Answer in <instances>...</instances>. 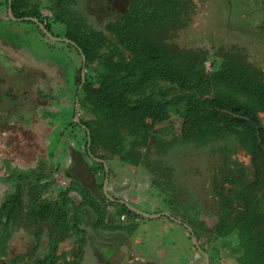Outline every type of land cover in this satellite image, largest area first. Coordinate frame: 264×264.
I'll use <instances>...</instances> for the list:
<instances>
[{
	"label": "rangeland",
	"instance_id": "obj_1",
	"mask_svg": "<svg viewBox=\"0 0 264 264\" xmlns=\"http://www.w3.org/2000/svg\"><path fill=\"white\" fill-rule=\"evenodd\" d=\"M27 1L32 7L40 8L44 21L51 24L53 35L64 38L67 20H71L85 28L86 37L104 39L109 45L115 44L117 38L109 32L108 24L123 19L132 3V0H67L53 9L51 0ZM181 1L187 2V9L184 14H178L181 23L177 28L169 20L152 22L143 33L148 40L182 51H203L207 74L213 72L212 62L218 60L222 67L223 56L232 53H239L248 63L264 71V0ZM8 9L7 1L0 0V48L7 54L6 61L12 66L15 78L21 80L16 92L23 97L27 95L25 91L31 92V97L23 98L22 112L10 119L7 127L1 126L9 135L1 134L0 129V152L8 148L16 150L9 157H0V207L4 197L18 191L17 186L23 190L21 207L14 210L16 214L6 223V253H3L4 249L3 252L0 250V264H50L49 261H35L48 253L53 257L50 260L57 261L55 264H81L83 253L79 250L82 245L84 250L85 240L89 238L95 251H87L86 264H99L95 260L96 254H101L98 241L102 237L92 228L94 214L98 219L93 206L85 208L86 203L81 206L83 218L77 220L78 227L71 224L65 233L54 221L47 223L26 215L30 199L34 197L31 189L35 183L45 181H51L53 185L43 192V199H57L60 192L72 189L66 205L72 222L76 218L75 207L82 205L84 199L89 204H94L95 199L106 201L103 182L96 184L92 177L91 161L85 151L88 148L85 128L77 125L80 120L92 127L98 125V118L88 108H83L85 105L76 92L78 86L82 87L79 83L81 68L83 70L85 66L86 73L92 77L98 73V65L94 63V69L85 64L75 45L53 41L33 21L8 17ZM55 14L58 20H55ZM165 84L160 81L156 88ZM259 116L264 125V113ZM182 119L183 114L174 110L166 121L156 126L150 141L138 147L141 152L138 165L126 163L119 156L111 158L108 165L111 166L113 188L122 192L131 185L127 194L141 199L140 210L154 215L158 208L161 213L169 212L175 218L185 220L198 231V243L208 249L210 264H217L212 256L222 260L223 264H237L230 253L239 256L234 247L237 240L234 235L246 209L244 196L253 203L251 222L254 230L260 232L264 228V167L257 184L247 190L246 187L257 179V171L245 140L229 133L199 147L184 140ZM65 148L71 150L70 157L75 154L73 150H79L78 164L83 166L82 170L86 163L89 165L87 168L91 172H75L74 178L82 180L78 187L70 182L67 170L70 163H62ZM16 160L18 163H14ZM196 206L199 212H196ZM83 208L88 209L89 215ZM110 212L112 218L114 212ZM183 214L191 217L184 218ZM2 219L6 220V217ZM173 222L162 215L159 219L145 218L142 224L133 225L132 239H143L138 244L134 240V251L158 257L165 264H208L206 256L199 253L190 240V230ZM3 232L7 234V229ZM155 241H161V246L155 245ZM111 252H115V245L104 254ZM125 252L126 256L117 259L122 264H127L130 258L127 257L129 250Z\"/></svg>",
	"mask_w": 264,
	"mask_h": 264
},
{
	"label": "trees",
	"instance_id": "obj_2",
	"mask_svg": "<svg viewBox=\"0 0 264 264\" xmlns=\"http://www.w3.org/2000/svg\"><path fill=\"white\" fill-rule=\"evenodd\" d=\"M6 1L9 5V0ZM66 1L51 0V8L63 5ZM185 3L181 0H132L123 19L108 24L109 32L117 38L115 44L111 45L104 39L91 38L88 34L86 37L85 28L67 20L64 38L77 44L86 57L87 65L94 69V63L98 65V73L92 77L86 73L84 83L81 68L79 83L82 87L78 86L76 91L79 100L85 105L83 108H88L98 118V125L92 127L81 120L77 125L85 126L87 145L90 135L91 144L86 148V154L91 161L92 171L100 176L103 183L107 176L105 164L111 158L119 156L126 163L138 165L141 158L139 145L147 144L152 138V131L166 121L174 110L183 114L181 131L184 140L192 141L199 147L229 133L244 139L257 171V179L246 187L247 190L261 178L264 167V125L259 114L264 113V71L248 63L239 53H232L223 56L222 67L220 61L212 62L213 72L207 74L203 51L164 47L151 42L143 34L147 26L156 21L162 23L169 20L177 28L181 23L178 14H184L187 9ZM39 9L37 6L32 7L27 0H12L16 18L37 17L50 31L51 24L44 21ZM55 16V20H58V15ZM33 23L43 33L39 25ZM160 81L167 85L157 89ZM110 172L109 167V175ZM35 184L31 189L34 197L30 199L31 205L26 215L47 223L54 221L64 233L71 224L77 228V220L83 218L80 206L75 207L74 222L69 219L71 212L66 206L70 201L69 190L72 189L60 192V199H43V192L51 184ZM17 187L18 191L10 193L0 208V250L3 252L4 249V254L5 240L8 238L6 223L16 214L14 210L17 211L23 203V190ZM95 201L90 205L98 212L97 227L121 228V224H107L106 208L98 200ZM244 201L246 209L234 235L237 239L234 247L239 256L230 254L237 264H263L264 228L260 232L254 230L251 222L253 203L247 196H244ZM109 203L114 202L109 200ZM119 206L122 210L120 214L138 216L125 204ZM195 210L199 212L200 209L196 206ZM3 216L6 220L2 219ZM183 217L190 218L191 215L183 214ZM182 221L184 225L186 221ZM4 228L7 234L3 232ZM192 229L190 239L193 233L199 239L198 231ZM200 247L208 251L202 245ZM198 251L205 255L199 248ZM79 253H83V245ZM212 258L217 264H223L219 258ZM49 261L50 264L57 263L55 259Z\"/></svg>",
	"mask_w": 264,
	"mask_h": 264
},
{
	"label": "crops",
	"instance_id": "obj_3",
	"mask_svg": "<svg viewBox=\"0 0 264 264\" xmlns=\"http://www.w3.org/2000/svg\"><path fill=\"white\" fill-rule=\"evenodd\" d=\"M8 17H10V16H8ZM3 53L4 52H2L1 48H0V55ZM5 55H6V53H4V56ZM13 72H14V70L10 64L0 62V129H1V126H2V128L7 127V125H9V120L17 117L22 112V109L25 106L24 102H22L23 98L27 97V99H29L31 97V92L25 91L24 93H27V95L24 97L22 94H19L18 92H16V89H20V87H19L20 86V82H19L20 79H16L15 78L16 76H15V74H13ZM2 79L5 81L3 82ZM9 79H12V80L9 81ZM11 94H12V97H11ZM83 127L85 128V126H83ZM1 132H3L1 134L9 135V133H7L6 129L5 130L1 129ZM89 147L90 146L88 144V148ZM15 151H16L15 149L8 148L7 151H1L0 152V157H9L13 154V152L15 154ZM78 151L79 150L77 149V152ZM85 151H86V149H85ZM73 152H75V154L73 153V156L70 157L71 150H69L68 148H65L64 153H62V159H63L62 163L64 165H67L68 163H70V167L67 169L68 173H69L68 175L71 177L70 182L72 180L74 182L73 185L78 187L79 185H81L82 180L80 178L79 179L74 178L75 172L77 174H80L81 171H88L89 169L87 168V166H89V165H87L88 163H86L84 170H82L83 166L78 164L79 153L77 154V152L75 150H73ZM75 155L77 156V159L74 158ZM12 162H13V160L10 163H12ZM14 163H18V160H16ZM106 166L108 167V169H109V167L111 168V166L108 164H106ZM78 167H80V169ZM18 172L19 171H17V173ZM92 177H93L96 184L98 181H101L100 176L98 177V176L94 175L93 172H92ZM106 178L108 179L107 180V192H108V195L110 197H108L104 191V183L106 181ZM106 178H105L104 183H103V196L105 197L106 201L104 202L101 199H98V198L97 199L99 202H101L103 207L106 208V212H107L106 222H107V224H109V225L121 224L122 227L117 228V229L97 227V225H96L97 216H96V214H94V218H91L93 221L92 222V228H94V230H97L99 232L100 236L102 237V239H100V241H102V242L98 241V243H100V245H101V249H99L98 252H100L101 254L100 255L96 254L97 257L96 256L95 257L97 258V260H95V262H98L99 264H122L120 262V260H117V259L120 256H123V255L126 256L125 251H126V249H128L130 253H127L128 254L127 257H130V258L127 259L128 260L127 264H165L158 257L145 256V255H142L141 253H139L137 251H134L135 250L134 240H136L135 243L138 244L143 239L139 238V237H135L134 239H132L133 238V235H132L133 227L137 224H142L145 221V218L159 219V217H161L162 215H165L167 217V219H171L172 221H174L173 223L182 224L183 221L181 219L175 218L169 212H168V215L165 213H161V211L157 210L158 208H156V210L154 209L155 210L154 215L159 214L156 217H148V216L142 215L140 213H137L136 211L132 210L130 207H133L140 212H143V213H146L149 215H153V214L149 213L150 211L145 212V211L140 210L138 208V204L142 203L141 199H139L138 197H136L135 195H133L131 193L127 194L128 193L127 191H129V188L131 187V185L126 189H122V192H120V190L113 188L112 177L109 175V173H108V176H106ZM3 180L8 181L7 178H4ZM45 183H50L51 185H53V182H51V181H49V182L45 181ZM45 183H42V184H45ZM89 190L90 189H87V191H89ZM123 190H125V191H123ZM122 193L126 196L120 197L121 196L120 194H122ZM4 200H5V197H4L3 201ZM109 200L111 202H114V203L110 204ZM3 201H2V203H3ZM87 201L88 200L84 199L83 204L79 205V206L80 207L85 206V203L87 204L85 206V208L92 206ZM2 203H1V205H2ZM120 204H125L130 210H132L133 212L138 214V216H132V215L124 214V213L120 214V212L122 211L120 209V206H119ZM110 210L114 212V215L112 218H110V216H112ZM83 212L86 215H89L88 209L84 210V208H83ZM92 212L95 213L94 210ZM85 214H84V216H85ZM144 225L148 226L147 223H145ZM184 225L187 228H188V226L191 227V225H189L187 223H184ZM0 227H1V225H0ZM192 231H193V229H192ZM90 240H91L90 238L85 240V247L83 250V257L81 259V264H86V258L88 257L87 251H90V252L95 251L93 249V246L92 245L90 246ZM160 243H161V241H157L156 244L155 243L154 244L157 246H161ZM113 245H115L116 254H115V252H111L109 255L104 254L105 250H110V248ZM38 248H37V250H38ZM196 250L198 251V248ZM49 258H52V255L50 253L46 254L42 259L35 260V261H37V262L38 261H41V262L45 261L46 262V261L50 260ZM67 262H69V260Z\"/></svg>",
	"mask_w": 264,
	"mask_h": 264
},
{
	"label": "water",
	"instance_id": "obj_4",
	"mask_svg": "<svg viewBox=\"0 0 264 264\" xmlns=\"http://www.w3.org/2000/svg\"><path fill=\"white\" fill-rule=\"evenodd\" d=\"M8 12H9V16L13 19H18V20H28V21H33L35 22L36 24L39 25V27L43 30V32L50 38L52 39L53 41H66V42H69L75 46H77V44L74 42V41H71L70 39L68 38H61V37H58V36H55L53 35L45 26V24L43 22H41L37 17H24V18H16L13 14V10H12V0H9V9H8ZM78 47V46H77ZM79 48V47H78ZM79 51L81 52L82 56H83V61L84 63H86V57L85 55L83 54L82 50L79 48ZM86 81V68L85 66L83 67V70H82V83H84ZM89 134V133H88ZM91 139H90V135H89V146L91 144ZM106 171H107V176H108V172H109V169L108 167L106 166ZM107 178H106V181L104 183V191H105V194L108 196V192H107ZM132 210L136 211L137 213H140L142 215H145V216H148V217H156L158 216L159 214H156V215H149V214H146V213H143V212H140L138 210H136L135 208L133 207H130ZM166 214V213H165ZM168 215V214H167ZM188 229L192 231V228L190 226H188ZM192 240L194 242V244H196L197 248H199V250L201 252H204L205 256H206V260H207V263L210 264V259H209V255L207 254V252H205V250L203 248L200 247V244L198 243V240H197V237L193 234L192 235Z\"/></svg>",
	"mask_w": 264,
	"mask_h": 264
},
{
	"label": "flooded vegetation",
	"instance_id": "obj_5",
	"mask_svg": "<svg viewBox=\"0 0 264 264\" xmlns=\"http://www.w3.org/2000/svg\"><path fill=\"white\" fill-rule=\"evenodd\" d=\"M6 55H7V54H6ZM6 58H7V56L5 57V56H4V53L1 54V55H0V62H2V63H6V64H7ZM7 59H8V58H7ZM11 97H12V94H11Z\"/></svg>",
	"mask_w": 264,
	"mask_h": 264
}]
</instances>
